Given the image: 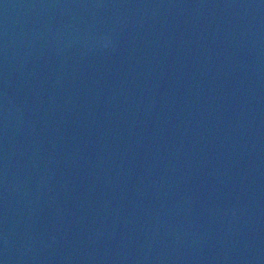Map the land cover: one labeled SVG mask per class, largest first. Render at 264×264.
I'll return each instance as SVG.
<instances>
[{
    "label": "water",
    "instance_id": "1",
    "mask_svg": "<svg viewBox=\"0 0 264 264\" xmlns=\"http://www.w3.org/2000/svg\"><path fill=\"white\" fill-rule=\"evenodd\" d=\"M0 264H264V0H0Z\"/></svg>",
    "mask_w": 264,
    "mask_h": 264
}]
</instances>
